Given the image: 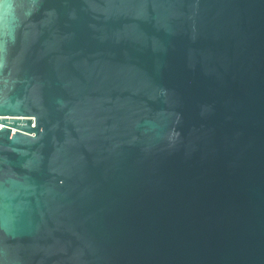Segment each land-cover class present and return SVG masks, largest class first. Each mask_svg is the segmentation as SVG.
Instances as JSON below:
<instances>
[{
  "label": "water",
  "instance_id": "95a60500",
  "mask_svg": "<svg viewBox=\"0 0 264 264\" xmlns=\"http://www.w3.org/2000/svg\"><path fill=\"white\" fill-rule=\"evenodd\" d=\"M0 264H264V0H0Z\"/></svg>",
  "mask_w": 264,
  "mask_h": 264
}]
</instances>
